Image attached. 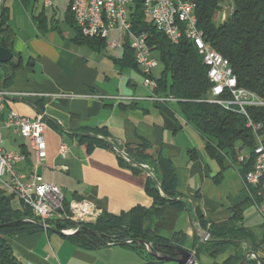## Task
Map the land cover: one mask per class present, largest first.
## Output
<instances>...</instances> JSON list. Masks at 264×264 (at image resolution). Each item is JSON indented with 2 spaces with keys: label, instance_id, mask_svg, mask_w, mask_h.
<instances>
[{
  "label": "crops",
  "instance_id": "crops-1",
  "mask_svg": "<svg viewBox=\"0 0 264 264\" xmlns=\"http://www.w3.org/2000/svg\"><path fill=\"white\" fill-rule=\"evenodd\" d=\"M65 7L64 21L59 24L43 14H32L30 22L19 26L10 18L8 0L3 5L0 27L4 24L9 31L0 33V45H8L13 59L0 67L5 75L1 89L8 93L1 121L13 111L31 120L43 115L46 124L41 158L29 139L2 126L3 149L26 157L16 170L22 181H33L40 168L41 181L59 187L68 202L87 201L100 213L112 215L151 208L153 200L146 192L152 178L149 171L123 155L145 140L152 153L170 160L178 193L201 210L208 228L226 227L232 209L239 207L242 220L237 226L250 236L243 247L254 245L257 255L264 258V220L259 202L245 186L240 165L229 158L223 163L213 158L206 140L184 120L174 100L150 99L151 92L135 77L144 78L141 69L120 65L124 47L113 50L105 42L106 48L99 51L76 43L70 0ZM12 66L18 68L12 70ZM159 75L154 71L155 77ZM62 143L69 149L65 158L60 156ZM0 193L9 198L13 210L22 211L14 194L5 187H0ZM193 218L195 214L184 212L178 223L187 236L184 248L192 251L196 264H213L208 256L197 259L192 250L196 240L204 242L193 230ZM6 240L22 264H177L151 263L140 250L124 245L82 247L68 236L45 229ZM232 253L229 249L217 261L223 262Z\"/></svg>",
  "mask_w": 264,
  "mask_h": 264
},
{
  "label": "trees",
  "instance_id": "trees-1",
  "mask_svg": "<svg viewBox=\"0 0 264 264\" xmlns=\"http://www.w3.org/2000/svg\"><path fill=\"white\" fill-rule=\"evenodd\" d=\"M20 1L27 6L34 0ZM221 2L222 0H196L198 27L203 31L205 41L229 60L239 88L264 102V0H235L234 14L227 19L220 16L216 19ZM4 17L3 10L1 18ZM134 24L135 32L147 34L148 45L162 66L160 75L152 77L157 83L155 96L177 103L184 120L206 140L207 150L220 163H223L225 158L236 162L239 154L249 153L251 160L241 167L244 177L252 170L254 150L259 139L264 146V106L245 107L250 119L261 126L255 133L246 126L247 119L242 114L228 111L209 99L212 84L207 76V68L189 41L184 38L178 45L172 44L164 34L145 20L141 12L138 13ZM8 31L2 24L0 33L6 34ZM76 31V43L86 44L99 51L106 48L105 41L85 38L77 28ZM0 47L7 48L8 45L2 43ZM120 65L123 68H139L128 40ZM17 68L18 66L11 67L12 70ZM4 77L0 71V89ZM151 148L149 142L143 140L141 145L127 148L125 153L135 165L150 168L148 171L152 172L154 177L148 180L146 192L153 200L152 207H136L120 215L102 212L96 224L85 225L74 235L68 236L73 243L86 248H96L113 240L115 245L138 249L151 263L157 262L146 247L140 244L145 242L151 244L156 252L177 258L176 248L184 249L187 242V236L179 230L178 223L184 212H188L195 214L196 221L211 238L204 242L196 240L193 250L197 259L204 255L212 259L213 264H240L250 250L258 254L254 245L250 248L243 247V244L250 240V236L245 229L237 226L242 220L239 207L232 209L233 216L226 227L208 228L201 210L193 208V204L178 193L177 176L170 160L152 153ZM252 192L256 198L255 190L252 189ZM257 201L261 203L258 198ZM68 203L66 200L67 205ZM26 219H34L31 212L24 208L22 211L13 210L9 198L0 193V264H22L7 243V237L42 230L40 226ZM48 224L51 229L57 231L74 227L70 222L50 221ZM129 240L132 244H126ZM229 249H233V253L223 262H218V258ZM261 260L264 264V258ZM245 264L259 262L250 258Z\"/></svg>",
  "mask_w": 264,
  "mask_h": 264
},
{
  "label": "built area",
  "instance_id": "built-area-1",
  "mask_svg": "<svg viewBox=\"0 0 264 264\" xmlns=\"http://www.w3.org/2000/svg\"><path fill=\"white\" fill-rule=\"evenodd\" d=\"M4 1L0 0V18ZM70 11L75 26L83 37L103 40L113 50L123 49L126 40L129 41L135 62L144 77L143 86L151 92L150 99L156 102L167 100L154 95L157 83L152 77L160 64L148 45L147 34L134 31L138 13L141 12L172 44L178 45L185 38L196 49L207 68V76L212 84L209 99L228 111L242 114L247 119L246 126L255 133L261 129L260 125H256L250 119L245 107L264 106V102L239 88L229 60L205 41L204 33L198 27L196 0H70ZM234 11L235 0H222L220 17L227 19ZM113 32L119 34V39L109 41ZM7 97L8 93L0 89V187H5L14 194L23 208L31 212L34 219H26L28 222L38 221L45 227H50L48 224L50 221L70 222L74 227L63 231L68 234L76 233L85 225L96 224L101 213L90 202L72 201L67 205L65 194L59 187L44 183L37 176L28 183L22 181L16 170L24 163L26 157L3 149L2 126L11 129L21 139H29L41 158L44 152L43 134L46 124L43 115L31 120L13 111L9 112L2 123L1 116L5 110ZM68 150L67 145L62 143L60 156L65 158ZM250 160L249 153L239 154L236 163L242 167ZM141 167L149 170L144 165ZM150 176L153 177V174ZM243 178L250 195L254 196L253 189L256 192L254 198L261 200L258 210L264 217V146L261 139L254 150L252 170ZM126 244H132V241L129 240ZM107 245L114 246L115 243L112 240Z\"/></svg>",
  "mask_w": 264,
  "mask_h": 264
},
{
  "label": "rangeland",
  "instance_id": "rangeland-1",
  "mask_svg": "<svg viewBox=\"0 0 264 264\" xmlns=\"http://www.w3.org/2000/svg\"><path fill=\"white\" fill-rule=\"evenodd\" d=\"M13 1H15L16 5L12 4ZM46 1L52 2L53 5L51 4L50 6H46L45 5ZM66 2H69V0H34L30 5L25 6L22 4V2L20 0H8L10 18H11V20L15 19V22L19 26H24L26 21L30 22L29 16H31L32 14L35 15L36 17L43 14L49 21L54 20L56 22V24H59V21H61V22L64 21ZM60 5H63V6H60ZM219 16L220 15L218 13L216 15V19H218ZM145 20L148 22V20L146 18H145ZM117 34H118L117 32H113L110 35L109 41H113L114 39H117V36H118ZM154 56L157 58L156 55H154ZM161 71H162V66H159V68L157 70H155V74L158 75V74H160ZM135 77L137 78L138 82L143 85L144 78L142 79L139 75H135ZM190 130H192V129L190 128L189 131ZM193 133H195V132H193ZM194 138L198 142L197 144L202 145L201 138L199 136L197 137L196 135H194ZM262 218L264 220L263 216H262ZM184 249H186V248H184ZM186 250L192 253L191 250H189V249H186ZM253 259H255V258H253Z\"/></svg>",
  "mask_w": 264,
  "mask_h": 264
},
{
  "label": "water",
  "instance_id": "water-1",
  "mask_svg": "<svg viewBox=\"0 0 264 264\" xmlns=\"http://www.w3.org/2000/svg\"><path fill=\"white\" fill-rule=\"evenodd\" d=\"M12 59H13L12 52L10 50H8L7 48L0 47V65H7L8 63H10L12 61ZM123 155L125 156V158H127L129 160V158L125 154H123ZM37 174H38V177H41V169L40 168L38 169ZM149 174L152 175L151 173H149ZM34 224L40 226L42 229L52 231L55 234H58L60 236H71V235L75 234V233L74 234H68V233H65L63 231L53 230L50 227H45L43 224H41L38 221H34ZM192 227H193L195 234L198 236V238L202 239V241H209L211 239L209 233L204 231L201 228L200 224L196 221L195 218H193ZM87 230L90 231L93 235H97L96 232L89 230V229H87ZM140 244L144 245L146 247L148 253L154 259H156L159 262H175L177 264H196V258L194 257L193 253L187 251L186 249L176 248V252L178 254V257L173 258V257H170V256L156 252L154 250V248L152 247V245L149 243L140 242ZM250 258H255L258 260L259 264H263L261 258L256 253H254L253 251H249L247 253L245 259L240 264H245Z\"/></svg>",
  "mask_w": 264,
  "mask_h": 264
}]
</instances>
